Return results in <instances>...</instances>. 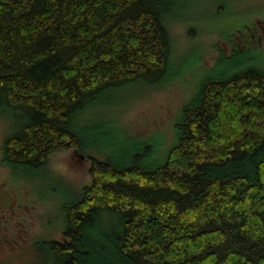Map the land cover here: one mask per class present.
I'll return each mask as SVG.
<instances>
[{"label": "trees", "instance_id": "16d2710c", "mask_svg": "<svg viewBox=\"0 0 264 264\" xmlns=\"http://www.w3.org/2000/svg\"><path fill=\"white\" fill-rule=\"evenodd\" d=\"M176 2L0 0V114L18 123L4 164L37 177L57 151L91 161L62 238L39 244L56 264H264V69L237 61L253 46L220 49L225 72L203 65L170 143L116 158L84 147L76 117L104 91L182 79L170 70Z\"/></svg>", "mask_w": 264, "mask_h": 264}, {"label": "rangeland", "instance_id": "374dc122", "mask_svg": "<svg viewBox=\"0 0 264 264\" xmlns=\"http://www.w3.org/2000/svg\"><path fill=\"white\" fill-rule=\"evenodd\" d=\"M176 1L171 28L177 56L170 63V70L172 77L182 72V79L164 88H151L153 84L136 79L104 91L85 113L76 117L82 126L84 147L91 152L102 148L112 151L116 158L139 145L159 147L163 139L170 143L174 136L172 123L180 106L195 83L210 74L204 66L219 73L230 70V64L215 63L220 49L231 54V42L241 49L254 47L237 59L244 61L241 70L264 69V0ZM3 111L0 264H56L39 244L44 239L62 238L63 207L91 184V161L85 153L70 148L50 154L42 175L16 176L4 164L2 148L18 123L14 128L15 120L6 116V109Z\"/></svg>", "mask_w": 264, "mask_h": 264}]
</instances>
